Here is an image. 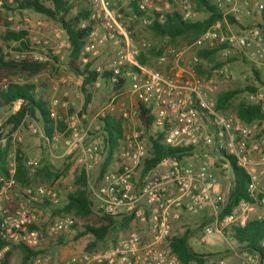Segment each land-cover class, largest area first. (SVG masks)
Segmentation results:
<instances>
[{
  "label": "built area",
  "instance_id": "built-area-1",
  "mask_svg": "<svg viewBox=\"0 0 264 264\" xmlns=\"http://www.w3.org/2000/svg\"><path fill=\"white\" fill-rule=\"evenodd\" d=\"M150 19H143L146 26L155 22L163 23L171 14L170 5L163 9L152 6L147 0H135ZM182 7L181 16L185 21L192 19L189 0H174ZM231 0H215L219 9H224ZM1 4V3H0ZM245 10L241 15H252L249 0L244 1ZM90 21L92 30L86 40L82 56L85 62L100 57V50L109 45H118L115 55L107 63L92 65V72L98 74L96 88L114 85L119 79L126 80L124 88L111 92L103 110V117L115 118L122 122L125 130L124 147L118 154L97 142L86 144L81 134L79 114L66 115L60 109L70 106L59 97L51 100V118L66 126L65 133L56 132L47 137L43 126L30 125V131L45 140L47 151L55 155L60 146L69 155L80 152L77 162L87 172L99 163L100 153L111 159L106 172L99 181H89L88 186L94 204L102 216L121 219L131 218L133 228L110 249L88 253L83 252L63 259L59 264H183L173 256L167 247L171 236V223L181 221L184 214L199 216L212 210L214 224L203 233V241L215 233L227 234V228H244L249 222V214L255 207H264V136L255 140L254 136L264 132V120L247 124L237 117L223 113L217 108L220 78L230 76L229 65L216 68L210 75L200 74L198 57L189 60L191 53L202 50L223 49V59L231 57L237 50L255 66L264 64V39L259 28H252L242 34L225 33L216 26L209 29L191 44L169 47L159 57L160 65L170 66V72H160L142 66L138 58L150 46H137L131 33L122 23L121 10L115 8L111 0H91ZM37 42L33 50L23 54L21 60L31 59L46 62L47 57L36 49L45 51L46 46ZM224 45H226L224 47ZM104 76H108L105 79ZM24 84V79L13 80ZM9 80L0 82V88L7 89ZM58 91V85L52 87ZM247 99L264 108V88L248 94ZM143 106L153 121L149 130L141 123ZM69 137L65 138V134ZM156 139L163 136L162 143L171 149H193V153L182 160L168 158L150 170L146 161L150 158L145 136ZM1 143L5 144V140ZM197 152L200 154L197 156ZM222 152L234 159L236 166L249 176L248 192L250 202H241L223 220L220 214L225 198L219 191L217 173L231 172L230 163H221ZM215 156V157H213ZM218 163V164H215ZM9 176L2 179L0 189V229L7 245L0 249L2 264L12 246H23L34 252L44 249L49 240H57L76 225V219L67 215L55 219L46 228L38 224L34 212L26 201L47 202L52 207L62 204V190L47 186H34L23 190L25 199L14 205L18 193L16 180L17 158L15 152L9 154ZM28 167L36 171L40 161L29 160ZM264 221V216L259 219ZM146 226L147 234L134 226ZM264 247V241L262 242ZM29 264H53L48 255H38ZM58 264V263H55ZM241 264H264V256H252L244 252Z\"/></svg>",
  "mask_w": 264,
  "mask_h": 264
},
{
  "label": "trees",
  "instance_id": "trees-1",
  "mask_svg": "<svg viewBox=\"0 0 264 264\" xmlns=\"http://www.w3.org/2000/svg\"><path fill=\"white\" fill-rule=\"evenodd\" d=\"M52 7L46 6L42 0H0V13H19L32 11L60 24L66 33L70 47V56L68 67L70 71L83 78L85 84V92L88 93L87 87L98 79V74L92 72V63L85 62L82 53L86 44V40L92 30V22L90 21L91 11L89 8L82 9L74 14V9L78 4L85 0H49ZM197 3L198 10H206L209 13L207 19L201 21H185L179 13L169 14L163 23L155 22L148 26V30L153 34L161 46H150L146 51L142 52L138 58L139 63L153 70L165 72L157 65L158 58L164 53L165 49L175 47L182 41L193 42L206 33L214 26H220L223 20L222 9L214 6L212 0H193ZM131 9L137 19H150L146 12H143L137 1L131 0ZM125 13V12H123ZM1 18V17H0ZM228 23L236 30L240 29L239 23L232 17L227 16ZM263 37V28H259ZM5 44L16 43L17 51L25 53L33 50L28 34L26 32L7 31L2 38ZM165 43V44H164ZM163 44L165 46H163ZM226 45H224L225 47ZM222 47L214 50H202L195 53L203 64L205 61H212L216 56L220 55ZM52 57V56H51ZM54 61L60 58L52 57ZM230 64L235 63L236 57H229ZM49 62H35L31 59L14 60L4 53V49L0 47V82L4 79L9 80L7 89L0 88V110L11 109L17 102L21 103L17 113L10 116L8 120L0 128V189L2 179L9 176V154L12 148L11 136L18 132L23 126L36 122L43 126L48 137H52L57 131L65 133L66 126L61 121H55L51 118V111L46 98L48 86L46 84H35L30 82L32 79L42 75L48 70ZM248 82L237 83L232 89H228L219 94L217 98V108L223 113H228V108L232 104L237 103L236 116L244 123L250 124L255 121L264 120V108L262 105H255L248 101L247 95L256 93L260 87L264 86V79L257 71L251 72ZM21 77L25 80L24 84H17L13 80ZM108 79V76H104ZM126 80L119 79V82L112 85L107 84L108 90L117 92L124 88ZM90 97L87 99L89 103ZM87 104L84 109L87 108ZM141 108V123L146 130H149L153 121L152 116L143 107ZM103 123L104 143L108 145L110 151H116L123 137L122 122L111 117L101 120ZM163 136L159 135L156 139L149 138L148 145L150 147V158L146 161L147 170L159 164L162 160L168 158H176L182 160L193 153V149H171L162 143ZM5 140V144L1 143ZM17 173L16 180L18 182V193L14 199V205H18L25 199L23 190L29 187L42 186L40 183L48 184L50 187L59 179L62 170L56 169L51 161L43 154L40 161V167L35 173L30 170L27 165L28 159L21 148L16 150ZM221 163H230L231 174L233 176L232 187L225 204L224 210L220 214L223 220L228 214L243 201L250 202L251 198L248 192L249 176L242 169L238 168L234 159L226 156L222 152ZM109 162V161H108ZM68 167V165H67ZM107 170V162L102 166L101 172L94 178L97 182ZM73 181V177L70 179ZM75 190L66 196V201L61 208L51 209L54 218H61L67 215L73 216L78 224L74 229L81 227L76 240L85 236H91L92 242L87 248L88 253L101 250L100 247L106 249L109 245H115L121 234H126L130 229L131 220L128 218L115 219L112 217L102 216L97 210L91 196L88 186V177L83 172L79 177L74 179ZM48 187V186H47ZM52 207L47 202H41V207ZM55 220V219H54ZM52 220V222L54 221ZM51 222V223H52ZM50 223V224H51ZM49 224V225H50ZM208 220H203L197 229H187L184 233L170 236L167 240L168 248L173 256L177 257L183 264H205L204 255H200L194 251L190 245V240L194 235L209 225ZM46 228L48 224L40 225ZM232 239L252 254L264 256V221L252 220L247 223L244 228L234 227L231 231ZM64 242L61 238L57 240H49L44 245V249L34 252L23 246H12L6 255V259L2 264H29V262L38 255H48L51 246L62 245ZM3 233L0 229V249L6 246ZM102 248V249H103Z\"/></svg>",
  "mask_w": 264,
  "mask_h": 264
},
{
  "label": "rangeland",
  "instance_id": "rangeland-1",
  "mask_svg": "<svg viewBox=\"0 0 264 264\" xmlns=\"http://www.w3.org/2000/svg\"><path fill=\"white\" fill-rule=\"evenodd\" d=\"M46 6L52 7V3L49 0H42ZM111 3L115 8H119L121 10V23L122 25L129 30L132 36V40L137 46H142L146 44L147 46H161L160 42L155 39L153 34L148 30V26L145 25L142 19H137L133 10L131 9V0H111ZM147 3L152 6H159L163 9H166L165 6L167 4L170 5V12L171 14L179 13L182 14V7L179 2L174 0H147ZM190 8L192 11V19L194 21L195 15H198L199 10L197 7V3L193 0H189ZM91 9V0H85L82 3L78 4V7L74 9V14L82 9ZM125 12V13H123ZM0 47L4 49V53L9 56V58L14 60H21L24 53L17 51V44L12 42L10 44H5L2 41V38L5 36L7 31L12 32H26L28 34V39L30 40L31 46H36L37 42H41L42 45L46 46L45 51L41 49H36L39 52H42L47 57V61L50 65L48 70L44 72L42 75L32 79L30 82L35 84H46L48 86L46 98L48 101L49 108L51 109V100L55 97H59L63 102H69L70 106L66 109H60L61 113H65L66 115H74L79 114L80 122H81V134L85 135V142L86 144H90L93 142L99 143L101 147L104 145V134H103V117L102 113L103 110L108 102V99L111 95V91L108 90V87L103 86L100 88H96L94 83L87 87L88 93L85 92V84L84 80L81 77L74 75L69 67H68V60L70 56V45L68 42V38L66 33L61 28L60 24L56 21L49 19L45 16L37 14L32 11H27L22 14L19 13H0ZM194 42V41H193ZM193 42L182 41L178 43L175 47L182 46L184 44H191ZM165 44V43H164ZM163 44V46H165ZM118 46V45H117ZM116 45H109L106 49H101L100 57L97 59H93L90 61L93 66L97 64L107 63L109 58L111 59L116 52ZM166 50V49H165ZM146 51V50H145ZM144 52V51H142ZM60 58L59 61H54L52 57ZM196 57L195 53H191L188 57L189 60H193ZM159 59V58H158ZM157 65L162 69H167L165 72H170V66L160 65L157 62ZM224 65H231L229 59H223L220 55L216 56L212 61H205L203 64H198V71L200 74L203 75H210L212 71L216 68H219ZM152 69V68H148ZM246 74H250L248 71ZM246 75V76H248ZM242 75L240 81L241 82H248L249 77H243ZM222 79V80H221ZM5 80V79H4ZM239 80V79H238ZM25 81V80H24ZM225 81V85L223 88L220 89L219 94L223 91L232 89L235 87V80L232 77L227 78H220V82ZM54 85H58V91L53 92L52 87ZM260 87L258 90L262 89ZM218 94V96H219ZM217 96V98H218ZM90 97L89 103L87 104V99ZM87 104V108L84 109L85 105ZM236 108L237 103L232 104L230 108H228L229 115L236 116ZM13 108L0 110V128L2 125L8 120L10 116L13 115ZM36 123V122H33ZM23 126L18 132L11 136L12 139V148L11 152H15L18 148L22 149L26 158L29 160H37L41 161V156L37 155L39 149H41L44 153L45 148V140L40 137L34 135L30 131V125ZM123 137L119 143V147L114 154H118L119 151L124 147V139H125V130L123 129ZM69 133L65 134V138L69 137ZM262 136H264V132L254 136L255 140H259ZM48 137V136H47ZM151 136H145V140L149 143V138ZM150 145V144H148ZM150 152V147H149ZM80 152H75L68 155L64 154V149H60L56 152L55 156H60V159L52 160V164L56 169L62 170L59 179L53 184V188H58L62 190V204L58 207L61 208L64 202L66 201V196L70 192H74L75 185L74 179L79 177L83 172L88 177V182L93 181L96 176L101 172L102 166L107 162V168L109 166V162L112 161L111 159L105 158V153L101 152L99 163L95 165L92 171L87 172V170L80 166L77 162V158ZM192 154V153H191ZM63 155V156H62ZM199 156L200 154L197 152L196 154ZM48 159L50 160L51 155L50 153L47 155ZM215 157V156H213ZM109 161V162H108ZM218 164V163H215ZM10 165V164H9ZM68 165V167H67ZM35 173V171H34ZM218 174H225V172H219ZM73 177V181L70 179ZM228 184V182H227ZM39 185L48 186V184L40 183ZM58 209L55 207H44L47 214V222L45 224H50L52 220L56 219L52 215L51 209ZM202 215L197 217H188L185 216L183 218V222L189 223V220L192 223H197L200 221ZM213 221V220H212ZM78 224V222H76ZM135 228L142 230L143 233L149 234L148 229L144 226H134ZM81 231V227L78 229H70L68 232L60 236L59 238L62 239L64 242L62 245H54L49 248L48 256L51 258L53 264L61 263L63 259L70 258L74 255H78L79 253L87 252L88 246L92 242L91 236H85L83 238L77 239L76 236L78 232ZM181 229H177L172 234L178 235L182 234ZM210 242L208 244H204L203 246L198 245L192 242V247L195 252L199 254H206L210 252H223L226 248H228L229 242L225 241L223 237L219 234H214L208 238ZM80 247L81 251H77L76 248ZM101 250L103 247H100ZM104 249V248H103ZM78 252V253H77ZM62 253V254H61ZM74 254V255H73ZM71 255V256H70ZM213 257L209 256L208 259H212Z\"/></svg>",
  "mask_w": 264,
  "mask_h": 264
},
{
  "label": "crops",
  "instance_id": "crops-1",
  "mask_svg": "<svg viewBox=\"0 0 264 264\" xmlns=\"http://www.w3.org/2000/svg\"><path fill=\"white\" fill-rule=\"evenodd\" d=\"M244 1L245 0H231L230 4H228L224 9L221 10V13L223 15V20H222L221 25L220 26L217 25L216 27L221 29L226 34L230 33V32L242 34L249 29H252L255 27L256 28L262 27L263 28V30H262L263 31V39H264V0H249L251 3L252 9H253L252 10L253 13H252V15H249V16L245 15V14L241 15L240 20L237 21L240 25L239 30H236L233 26H231L228 23L227 16H232L235 19L237 12H243L245 10ZM212 3L214 4V6H216L215 0H212ZM208 17H209V13L206 10L201 9V10H199L198 15H195L194 19L196 21L197 20L201 21V20L207 19ZM233 56L236 57L235 63L229 65V67H230V77H232V79L235 80V83H237V81L242 80L241 76L244 74H245V76H243L244 78L245 77H251L252 76L251 72L254 70L257 71L259 73V75L264 79V64H262L261 66H255L254 64H251L238 50L236 52H234L232 57ZM248 71H250L249 75L246 74ZM246 75H248V76H246ZM225 83H226L225 81L220 82V89L224 87ZM263 88H264V86H263ZM20 106H21L20 102H17L14 104L13 115L19 111ZM60 149H64L63 155L69 154V152L67 151L66 148L60 146ZM44 151H45V153L41 149H39V151L37 152L38 153L37 155H39V157L41 156V159L43 157V154L46 157L49 154L46 147L44 148ZM50 155H51V158H50L51 162L53 159L54 160L60 159V156H55L52 154H50ZM217 180L219 183V191L223 194V196L225 198V204H226L227 199H228L229 194H230V191H231L233 176H232L231 172H225V174H223V175L217 173ZM227 182H228V184H227ZM26 204L34 212V214L37 218L38 224L43 225L47 222V214H45L46 211L44 210V208L41 207V203H33V202L26 201ZM225 204L223 206V210L225 208ZM201 215H202V217H201L200 221L195 223V224L192 223V221H190V220H189V223L184 224L183 218L185 216L197 217V216H190V215H186V214H184L182 216L181 221L176 222V223H171V225H170L171 236L175 235L172 233L175 232L177 229H181V232H185L189 228L197 229L201 225L202 221L206 219L210 222V224L207 225L206 227H204L201 231L197 232L194 235V237L190 240V245L192 246V244H191L192 242H194L198 245H201V246H203L204 244H208L210 242V239L208 240V238L210 236L206 238V241H203V233L207 227H211L214 224V220L212 217V210L209 209V210L205 211L204 213H202ZM263 216H264V207H255L251 211V213L249 214V222L252 220L260 221L259 219L262 218ZM124 218H126V217H124ZM128 219L131 220V218H128ZM130 225H131L130 229H132L133 228L132 221H131ZM234 227H237V226L228 227L227 228V234L215 233V234L221 235L225 241L229 242V245H228V248H226L223 252H210V253H206V254H200V255L206 256L205 257V259H206L205 264H241L243 262V254H244V252H248V251L243 250V248L240 247L232 239L231 231ZM237 228H241V227H237ZM128 231H127V233H128ZM127 233L121 234L119 236V238L117 239V243L120 241V239L124 238L127 235ZM148 236L149 235H146L145 237H147V239L150 240V238ZM115 245L111 244L106 249L108 250L111 247H114ZM167 247H168V242H167ZM80 249H81L80 247L76 248V250L78 252L81 251ZM106 249H102V250H106ZM250 254L254 257H256L258 255V254H252V253H250ZM209 256H211L213 258L208 259Z\"/></svg>",
  "mask_w": 264,
  "mask_h": 264
}]
</instances>
